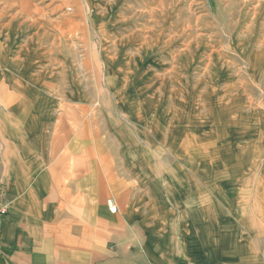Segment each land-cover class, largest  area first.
I'll return each mask as SVG.
<instances>
[{
    "label": "crops",
    "instance_id": "obj_1",
    "mask_svg": "<svg viewBox=\"0 0 264 264\" xmlns=\"http://www.w3.org/2000/svg\"><path fill=\"white\" fill-rule=\"evenodd\" d=\"M3 3L19 11L0 12V264H264V211L229 200L223 169L162 181L95 77L64 92L66 47L94 55L87 26L111 36L123 0Z\"/></svg>",
    "mask_w": 264,
    "mask_h": 264
},
{
    "label": "rangeland",
    "instance_id": "obj_2",
    "mask_svg": "<svg viewBox=\"0 0 264 264\" xmlns=\"http://www.w3.org/2000/svg\"><path fill=\"white\" fill-rule=\"evenodd\" d=\"M4 1L1 25L19 11ZM122 4L132 21L117 22L111 36L87 26L94 55L65 46L64 92L74 76L110 95L98 107L117 111L150 146L162 181L182 180L188 168L193 181L201 170L210 180L223 169L218 184L239 191L229 200L244 214L264 211V0Z\"/></svg>",
    "mask_w": 264,
    "mask_h": 264
},
{
    "label": "built area",
    "instance_id": "obj_3",
    "mask_svg": "<svg viewBox=\"0 0 264 264\" xmlns=\"http://www.w3.org/2000/svg\"><path fill=\"white\" fill-rule=\"evenodd\" d=\"M9 212L8 205L4 199V196L1 195L0 197V224H1V217H5ZM2 252L0 250V256Z\"/></svg>",
    "mask_w": 264,
    "mask_h": 264
}]
</instances>
